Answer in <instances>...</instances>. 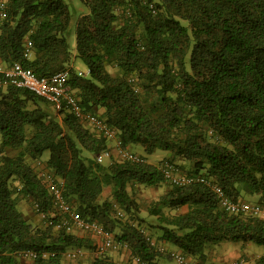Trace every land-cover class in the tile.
Returning <instances> with one entry per match:
<instances>
[{
  "label": "trees",
  "instance_id": "trees-1",
  "mask_svg": "<svg viewBox=\"0 0 264 264\" xmlns=\"http://www.w3.org/2000/svg\"><path fill=\"white\" fill-rule=\"evenodd\" d=\"M82 1L88 12L74 21L65 0H8L0 64L69 70V92L123 149L171 156L100 162L115 140L29 89L0 87V264H64L71 249L91 253L74 264H160L177 261L170 245L188 259L225 241L264 246V216L227 211L212 187L236 201L257 194L264 207V0ZM165 162L210 184L174 183ZM53 187L116 245L101 251L104 237L57 228ZM25 200L41 224L19 209Z\"/></svg>",
  "mask_w": 264,
  "mask_h": 264
},
{
  "label": "built area",
  "instance_id": "built-area-1",
  "mask_svg": "<svg viewBox=\"0 0 264 264\" xmlns=\"http://www.w3.org/2000/svg\"><path fill=\"white\" fill-rule=\"evenodd\" d=\"M7 8L8 0H0V20L7 16ZM28 46L31 48L32 43L30 42ZM69 78V70L57 72L52 76L41 77L32 69L26 68L19 62H15L9 66L0 64V87L10 84L16 87L26 88L51 102L58 111L68 108L77 117L86 119L89 125L95 130L104 134L106 137L115 140L118 152L124 159L134 162L141 161L142 159L140 155L121 147V141L116 129L110 127L103 118L96 114L84 112L79 100L68 90L67 84ZM112 154L113 153L110 150H105L98 155L97 159L100 162H104L106 159L110 158ZM161 168L166 178L177 184H184L187 182H202L210 184V181L205 177H199L196 179L180 175L177 173V169L174 165L169 162H165ZM212 187L219 197L222 207L227 211L232 213L250 212L255 215L264 216V207L260 204H252L243 200H233L226 195L225 191L220 186L213 184ZM56 188L57 187H53L54 197L56 199L55 203L64 215L57 221V228L65 229L68 232L83 231L99 238L104 237L100 243L101 251H105L107 248L116 245V242L99 222L85 219L83 215L65 199L60 189ZM29 254L35 256L32 252H29ZM173 255L181 264H194L188 262L187 258L182 253L173 252Z\"/></svg>",
  "mask_w": 264,
  "mask_h": 264
},
{
  "label": "rangeland",
  "instance_id": "rangeland-1",
  "mask_svg": "<svg viewBox=\"0 0 264 264\" xmlns=\"http://www.w3.org/2000/svg\"><path fill=\"white\" fill-rule=\"evenodd\" d=\"M69 5L70 8L74 14V21H76L77 18L80 17V15L88 12L87 5L82 0H65ZM71 43L73 46L76 44V36H75V25L71 27ZM77 65L81 66L82 68H86L84 64L77 60ZM105 112V109H100L99 113L102 114V112ZM111 145L114 144V141H110ZM116 145V143H115ZM130 149L132 152L139 154L140 156L144 157L148 162L153 164L160 163L163 159H166L171 156V153L169 151L163 150V149H157L153 153H148L145 151L144 147L140 144H133L130 146ZM111 152L113 155L117 158H121L119 156V152L117 147H112ZM45 157H49V153L45 154ZM154 193L152 192H140L139 196L142 199H148L150 195ZM244 201L248 203H258L260 201V196L257 194H250L245 193L243 197ZM19 209L29 218L33 219L35 222L42 223L41 216L30 207L29 203L25 200L22 201L19 205ZM78 234L82 235H89V233L83 232V231H76ZM92 236V235H91ZM155 240V239H154ZM168 250H172L174 252L180 253V251L174 247V246H168ZM212 249V248H211ZM77 249H71L68 252V255H66V259L64 261V264H74L77 258H88L91 256V253L86 250H82L81 252H76ZM77 255L74 257V254ZM112 254L115 255L116 258L119 259H127L128 254L125 251H122L120 253L119 251H112ZM264 254V246L257 245L254 243L251 244H244L243 242H232V241H225L221 245H215L213 249L208 252V256L206 259H195L191 258L192 262L201 264H249L253 262L257 257ZM191 259L187 258V261H191ZM160 264H181L175 260L166 258L165 260H161Z\"/></svg>",
  "mask_w": 264,
  "mask_h": 264
},
{
  "label": "clouds",
  "instance_id": "clouds-1",
  "mask_svg": "<svg viewBox=\"0 0 264 264\" xmlns=\"http://www.w3.org/2000/svg\"><path fill=\"white\" fill-rule=\"evenodd\" d=\"M139 155V154H138ZM244 201V200H243ZM252 204H255V203H252ZM259 204V203H258Z\"/></svg>",
  "mask_w": 264,
  "mask_h": 264
},
{
  "label": "crops",
  "instance_id": "crops-1",
  "mask_svg": "<svg viewBox=\"0 0 264 264\" xmlns=\"http://www.w3.org/2000/svg\"><path fill=\"white\" fill-rule=\"evenodd\" d=\"M103 112H104V111H103ZM103 112H102V113H103Z\"/></svg>",
  "mask_w": 264,
  "mask_h": 264
}]
</instances>
